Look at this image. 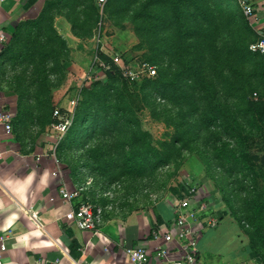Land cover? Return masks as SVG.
<instances>
[{"label": "rangeland", "instance_id": "rangeland-1", "mask_svg": "<svg viewBox=\"0 0 264 264\" xmlns=\"http://www.w3.org/2000/svg\"><path fill=\"white\" fill-rule=\"evenodd\" d=\"M55 12L73 22L76 48L57 37L52 16L29 33L53 52L37 66L40 80L18 83L27 104L16 108L29 125H50L45 141L54 144L63 170L73 166L78 183L91 182L88 199L115 217L147 206L174 211L200 195L215 203L219 173L221 185H229L223 200L232 202L242 228L251 216L264 225V59L248 52L262 35L236 1L68 0ZM110 55L121 57L120 67ZM97 61L105 67L95 68ZM141 63L156 75L124 76ZM212 112L218 119L210 122ZM236 118L240 125L226 136L222 123L236 126Z\"/></svg>", "mask_w": 264, "mask_h": 264}, {"label": "crops", "instance_id": "crops-1", "mask_svg": "<svg viewBox=\"0 0 264 264\" xmlns=\"http://www.w3.org/2000/svg\"><path fill=\"white\" fill-rule=\"evenodd\" d=\"M64 1L68 0H0V105L12 116L10 133L0 125V264H129L126 249L135 246L148 252L151 264L184 259L171 207L147 206L145 211L122 217L105 212L97 233L80 231L64 218L77 202L92 196L83 193L74 202L62 198L61 190L72 191L80 185L76 168L63 170L66 165L57 157L54 144L45 141L43 129L50 125H29L28 116L16 108L27 104L19 99L18 83L40 80L37 66L53 52V46L28 34L52 16L57 37L69 49L76 48L73 22L68 17L63 21L55 12ZM250 2L253 13L248 21L264 36V0ZM215 177L219 187L215 203L204 195L197 197L199 202L190 201V210L202 217L198 223L191 220L196 247L201 240L197 264H210L206 252L218 257L217 264H264L263 222L251 216L248 229L242 228L233 216L232 202L227 206L223 200V195L230 194L229 185H221L225 177L219 173ZM225 241L232 242L230 248L211 250ZM237 245L243 246L239 252ZM158 249L167 252L166 260L157 258ZM225 249L233 250L232 254L226 256Z\"/></svg>", "mask_w": 264, "mask_h": 264}, {"label": "built area", "instance_id": "built-area-1", "mask_svg": "<svg viewBox=\"0 0 264 264\" xmlns=\"http://www.w3.org/2000/svg\"><path fill=\"white\" fill-rule=\"evenodd\" d=\"M104 2L105 0H99ZM238 8L246 17H249L253 13V7L250 0H235ZM249 50L252 53L260 54L264 58V36H260L256 41L250 44ZM112 65L119 66L121 57L118 55L109 56ZM95 68L103 69L105 65L100 61H97ZM146 73L148 77L156 75V69L154 66L148 65L147 63H141L136 69L132 67H126L124 76L129 78L131 81H135L138 75ZM0 125H2L7 133L12 130V118L1 105H0ZM68 125H59L58 130L63 131ZM91 182L86 181L83 185L76 186L72 191L61 190L62 198L68 202L77 201L79 197L84 193ZM86 200V201H85ZM77 202L75 208H72L68 213L64 215L71 224L77 229L83 232L97 233L99 226L102 221V217L106 212L107 208L101 206L98 203L91 202V200L85 199ZM175 219L174 226L179 230L180 240L183 241V247L185 251L184 259L167 261L166 263L160 264H197V250H196V227L193 226L191 220L194 219V213L190 210V201L187 199L183 200L174 209ZM158 232L154 233V236H158ZM167 241L171 240L170 236H166ZM126 255L129 264H151L150 256L148 252L140 247L135 246L126 249ZM157 258L160 260L167 259V252L163 249H158L156 252Z\"/></svg>", "mask_w": 264, "mask_h": 264}, {"label": "trees", "instance_id": "trees-1", "mask_svg": "<svg viewBox=\"0 0 264 264\" xmlns=\"http://www.w3.org/2000/svg\"><path fill=\"white\" fill-rule=\"evenodd\" d=\"M248 31L250 32L251 30H250V28H248ZM254 42V41H253ZM252 42V43H253ZM248 52L250 53V54H252V55H255V56H257V57H259V62H263V57L260 55V54H257V53H252L250 50H249V47H248ZM260 65V68L262 67L261 66V63L259 64ZM260 76H261V78H263L264 79V69H261V72H260ZM161 87V86H160ZM241 112V111H240ZM246 114L247 115H249V117H250V123H251V119L253 118V115H252V112L249 110H247L246 111ZM211 120H210V122L211 121H213L214 119H218V117H217V114H215L214 112H212L211 113ZM252 124V123H251ZM226 125H228V123L227 122H224V123H222V126H223V128H226L225 129V134H226V136L228 135H231L232 136V134H234V129H236L237 128V126L238 125H240L239 124V122H238V118H236L235 120H233V125H236V126H227V127H225ZM215 159H217V160H221V158L218 156V157H216ZM234 162H238V159H236Z\"/></svg>", "mask_w": 264, "mask_h": 264}]
</instances>
